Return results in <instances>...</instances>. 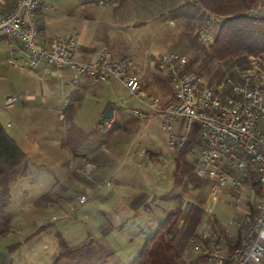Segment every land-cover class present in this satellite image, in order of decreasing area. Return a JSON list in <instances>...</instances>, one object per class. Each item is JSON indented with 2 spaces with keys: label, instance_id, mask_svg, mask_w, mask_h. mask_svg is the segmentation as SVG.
<instances>
[{
  "label": "rangeland",
  "instance_id": "374dc122",
  "mask_svg": "<svg viewBox=\"0 0 264 264\" xmlns=\"http://www.w3.org/2000/svg\"><path fill=\"white\" fill-rule=\"evenodd\" d=\"M71 1L75 3L70 6H79L76 11L66 16L64 22L49 26L50 30L58 32L56 35L86 33V45L96 49L105 47L117 57L131 56L142 67L146 56L152 53L176 51L186 58V63L197 58L190 71L198 74L202 69L201 77L206 82L222 80L225 76L217 62L207 57L209 46L198 40V32L207 16L204 11L199 13L194 0H186L183 6L180 4L184 0H121L123 3L118 0L119 7L113 0H96L94 10L87 9L93 12L89 19L84 18V10L80 7L82 0ZM258 7L264 13V0L255 6ZM143 84L149 94L161 98L163 105L174 97V78L164 69L147 68ZM99 98L123 108L126 104L146 107L131 97L119 80H110L92 86L84 95L78 115L72 117V123L82 129L84 141H99L100 138L120 143L116 156L103 153L111 161V164H102L104 172L108 178H117L113 183L114 196L118 194L119 198H134L140 202L118 210L115 203H103L102 198L111 193L104 189L96 191L92 200L78 208L74 200L82 191L80 183L96 190L86 174L75 172L74 180L58 181L48 173V164L38 167L30 161L11 176L6 207L9 230L0 236V264H129L142 244L155 234L160 222L173 211L180 212L175 243L179 247L187 243L184 234L187 217L194 204L204 206L210 180L196 173L191 155L171 148L167 129L159 117L148 122L128 117L123 112L112 130L99 129L96 125L102 118L93 117L100 104ZM49 119L60 130L54 136L63 137L67 121L58 113H52ZM182 124L183 119H180L175 126L182 127ZM12 129L7 128V131ZM195 129L199 134L200 128ZM125 141L128 147L132 142L128 154ZM144 148L146 154L141 156ZM129 156L134 158L132 162ZM23 167H27V171L19 180ZM89 176L96 177V172ZM54 185L55 191H64L65 197L53 192ZM254 190L256 194L257 189ZM165 195L173 198H165ZM233 211L224 201L216 202L215 213L225 224ZM204 218L203 214L201 224ZM61 238L67 248L62 245ZM158 240L155 254L159 264H185L191 255L197 257L192 247L189 249L185 245L182 252L185 255L187 251V254L181 258L176 247L168 246L166 232H161ZM79 247L80 250H76Z\"/></svg>",
  "mask_w": 264,
  "mask_h": 264
},
{
  "label": "built area",
  "instance_id": "2783aa9c",
  "mask_svg": "<svg viewBox=\"0 0 264 264\" xmlns=\"http://www.w3.org/2000/svg\"><path fill=\"white\" fill-rule=\"evenodd\" d=\"M46 4L47 0H15L11 10L0 11V39L18 40L26 53V59H9L8 65L20 71L51 66L61 78L62 69L68 66L71 84L84 75L96 81L119 80L146 107L128 105L124 99L125 114L148 122L159 117L171 148H187L196 173L211 182L202 230L198 228L189 242L197 257L203 264H264V53L249 56V66L236 68L234 76L227 74L211 83L193 71L181 72L186 58L176 51L152 53L146 56L144 67L133 57H117L105 47L93 60L83 61L76 58L78 41L73 33L58 34L51 44L41 43L38 9ZM248 13L264 16L260 7ZM221 22V16L210 14L200 27L198 40L205 46L214 43ZM218 65L225 68L222 62ZM158 67L174 78V97L165 106L143 84L147 68ZM180 119L182 127L175 126ZM113 123L114 116L105 120L104 127L109 130ZM197 125L200 133L189 142ZM85 174L90 177L88 171ZM113 179L93 182L100 190L112 187ZM88 198L87 193L80 195L82 202ZM219 201L234 210L227 224L215 213Z\"/></svg>",
  "mask_w": 264,
  "mask_h": 264
},
{
  "label": "crops",
  "instance_id": "0c3cea01",
  "mask_svg": "<svg viewBox=\"0 0 264 264\" xmlns=\"http://www.w3.org/2000/svg\"><path fill=\"white\" fill-rule=\"evenodd\" d=\"M14 2L15 0H0V11L8 12L13 7ZM185 2L186 0L180 5H185ZM74 3L75 2L71 0H47L46 5L49 7L47 8L46 5H44L38 9V17L42 29L41 43L43 45L54 42V38L57 36L56 34L58 32L50 30L49 26L64 22L65 20L63 19L66 16L70 17V15L76 11L77 7H79L70 6V4ZM95 3L96 0L81 1L80 7L84 10V18L89 19V17L93 15V12L87 11V9H93ZM113 3H115L116 7H119L121 5L120 3L123 2L120 0L119 3L118 0H113ZM193 4L194 6H199L195 1ZM197 9L199 13L203 12L200 7ZM194 15L198 17V14ZM73 34L76 35L78 41L75 53L76 58L83 61L93 60L102 48L96 49L91 45H86V33ZM9 59L23 61L26 59V53L18 40L0 39V122L6 130L7 128L13 127L12 131L7 132L27 154L28 163L32 161V163L36 164L38 167H45L43 163L48 164L46 167L48 173L58 181L66 179L74 180L75 172L84 175L85 172L88 171L89 175L94 171L96 172V177L90 176L88 181L96 189L93 180L95 182H103L108 178V174L104 172L105 167H103L102 164H111L110 157H106L103 153H107V155L111 157L116 156L121 145L116 141L106 142V140L100 138H98L99 141H84L81 137L82 129L72 123V117L78 115L82 102L84 101V95L91 91L92 86H95L96 83L105 81H96L91 75H84L78 82L71 84L68 82V79L72 75V70L68 66L62 69L64 77L61 78L59 70L55 67L41 65L34 69L20 71L8 65ZM12 97H17V99L12 100ZM98 101L100 104L95 108L93 117L99 115L100 119L111 103L115 105L113 127L109 130L106 129L101 123V120L98 121L96 125L99 129L110 131L114 128V124L118 118H120L119 115L124 112V109L122 106H117L115 102H105V100L101 98H99ZM160 104V106L163 105L162 101ZM52 113H58L63 121H67V124H65V133L61 138L54 136V134L60 130L56 128L49 119ZM124 128L127 130V127ZM125 143V146H127V141H125ZM131 147L132 142L126 154L129 153ZM143 154H146L145 148L140 152L141 156ZM23 168L19 180L27 171V167ZM116 180L117 178L115 176L113 183L116 182ZM56 185L52 188L53 192L57 191L59 196L65 197L64 191H60L59 189L55 191ZM80 187L82 190L80 195L87 193L89 198L82 202L80 200V195L77 196L74 200V205L78 206V208H81L92 200L97 193L96 191L104 189L109 190L111 193L102 198L103 203H115L118 210L123 207L127 208L132 206L136 201L140 202L138 199L134 198H119L118 194L114 196L113 192L115 188L113 185L110 187L111 189L104 186L102 189H96L95 191L91 190V188H87L83 183H80ZM52 202L53 201H51V203ZM120 225L122 226V224ZM192 258L193 256L191 255L189 259Z\"/></svg>",
  "mask_w": 264,
  "mask_h": 264
},
{
  "label": "trees",
  "instance_id": "16d2710c",
  "mask_svg": "<svg viewBox=\"0 0 264 264\" xmlns=\"http://www.w3.org/2000/svg\"><path fill=\"white\" fill-rule=\"evenodd\" d=\"M199 7L206 13L216 14L222 17L221 25L216 34L214 43H212L206 55L210 60L218 63H224L225 79L227 74L235 75V69H245L249 66L248 57L251 55H260L264 53V16L251 15L248 12L255 8L260 0H194ZM196 40V39H195ZM197 43V42H196ZM197 62L195 57L189 59L181 71H190ZM203 71L198 73L200 76ZM203 76V75H202ZM210 83L212 81H209ZM198 127V125L196 126ZM195 127V128H196ZM196 129L190 134L189 142L194 140L198 134ZM183 154L187 153V148L180 149ZM28 156L21 149L3 124L0 122V236L9 230V218L6 213L7 196L10 188L11 176L22 166L27 165ZM165 198H173L165 195ZM203 203V201H201ZM179 211H173L160 222L155 234L149 237L140 247L138 254L129 264H159L155 251L159 246L158 236L161 232L168 234V245L176 247L181 254V258L186 257L183 254L185 247L191 248L190 238L198 230L204 209L200 203L194 204L190 211L185 225V236L187 243L184 246H178L175 243L176 233L179 227ZM184 223V221H183ZM180 228V227H179ZM62 245L66 247L64 239ZM175 244V245H174ZM80 250V249H76ZM73 252V251H70ZM186 259V258H185ZM187 260V259H186ZM185 264H203L199 257L189 259Z\"/></svg>",
  "mask_w": 264,
  "mask_h": 264
},
{
  "label": "water",
  "instance_id": "95a60500",
  "mask_svg": "<svg viewBox=\"0 0 264 264\" xmlns=\"http://www.w3.org/2000/svg\"><path fill=\"white\" fill-rule=\"evenodd\" d=\"M114 110H115V105L113 103H111L107 109L105 110L102 119H101V123L104 125L105 120L106 119H111L114 116Z\"/></svg>",
  "mask_w": 264,
  "mask_h": 264
}]
</instances>
